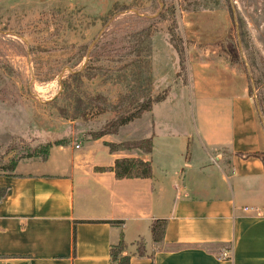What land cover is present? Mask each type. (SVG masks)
Wrapping results in <instances>:
<instances>
[{
	"label": "crops",
	"instance_id": "obj_1",
	"mask_svg": "<svg viewBox=\"0 0 264 264\" xmlns=\"http://www.w3.org/2000/svg\"><path fill=\"white\" fill-rule=\"evenodd\" d=\"M205 61L191 67L193 90L171 86L140 115L150 119L141 136L150 138L148 154L110 153L102 142L121 140L102 135L76 148L52 145L44 159L0 174V264H109L119 232L128 264H264V143L254 104L240 79ZM120 156L149 160L150 176L95 169ZM158 218L156 243L150 223Z\"/></svg>",
	"mask_w": 264,
	"mask_h": 264
},
{
	"label": "rangeland",
	"instance_id": "obj_2",
	"mask_svg": "<svg viewBox=\"0 0 264 264\" xmlns=\"http://www.w3.org/2000/svg\"><path fill=\"white\" fill-rule=\"evenodd\" d=\"M136 32L149 43L139 56ZM204 59L250 83L264 143L255 102L264 87V0H0V174L40 160L47 144L94 140L171 86L193 90L191 67ZM172 97L183 104L182 93ZM149 121L142 115L104 135L137 140Z\"/></svg>",
	"mask_w": 264,
	"mask_h": 264
},
{
	"label": "trees",
	"instance_id": "obj_3",
	"mask_svg": "<svg viewBox=\"0 0 264 264\" xmlns=\"http://www.w3.org/2000/svg\"><path fill=\"white\" fill-rule=\"evenodd\" d=\"M148 34V31L145 35ZM136 41L134 45L131 46V53L135 56L142 55V53H147L149 50V43L144 41L141 32L135 33ZM140 42V44H139ZM176 48L175 45H173ZM178 57L179 56V51ZM250 75L253 80L254 87L260 83L259 77L256 76L253 69L250 68ZM259 82V83H258ZM251 87L250 83L247 84V94L250 97ZM164 96L158 97L155 101L162 99ZM256 107H258L263 120H264V87L263 92L256 98ZM152 103L151 99H146L142 102L135 110L126 114L124 116L115 118L107 122L101 129L94 134V139L98 138L104 134H115L119 126L131 121L132 119L139 117L143 112L150 108ZM102 144L111 152H116L119 150H131L136 149L143 154H148L151 151V142L149 137L138 138L137 140H121L118 142L103 141ZM50 144L44 147V156L40 159H44ZM97 170H111L116 179L120 178H145L150 176V163L147 159H142L139 157L131 156H120L113 160V164L108 167H96ZM4 189L0 188V197L4 194ZM110 224H119L118 220H106ZM165 220L162 218L154 219L150 223V233L152 241L158 243L162 240V233L164 228ZM74 241V235L72 234V244ZM125 248V243L122 240L121 233L118 234V239L115 243L110 244L108 249L109 264H128V255H126L123 250ZM137 253L142 254V248L137 247Z\"/></svg>",
	"mask_w": 264,
	"mask_h": 264
},
{
	"label": "built area",
	"instance_id": "obj_4",
	"mask_svg": "<svg viewBox=\"0 0 264 264\" xmlns=\"http://www.w3.org/2000/svg\"><path fill=\"white\" fill-rule=\"evenodd\" d=\"M74 147L76 148V147H78V145H77V144H75V145H74Z\"/></svg>",
	"mask_w": 264,
	"mask_h": 264
}]
</instances>
